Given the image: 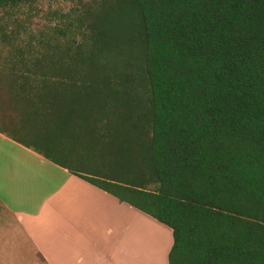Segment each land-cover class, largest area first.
<instances>
[{
    "label": "trees",
    "instance_id": "trees-1",
    "mask_svg": "<svg viewBox=\"0 0 264 264\" xmlns=\"http://www.w3.org/2000/svg\"><path fill=\"white\" fill-rule=\"evenodd\" d=\"M84 9L1 79L35 150L166 225V264H264V0Z\"/></svg>",
    "mask_w": 264,
    "mask_h": 264
},
{
    "label": "crops",
    "instance_id": "crops-1",
    "mask_svg": "<svg viewBox=\"0 0 264 264\" xmlns=\"http://www.w3.org/2000/svg\"><path fill=\"white\" fill-rule=\"evenodd\" d=\"M8 95L1 90L0 264H166L170 229L40 155L37 104Z\"/></svg>",
    "mask_w": 264,
    "mask_h": 264
},
{
    "label": "rangeland",
    "instance_id": "rangeland-1",
    "mask_svg": "<svg viewBox=\"0 0 264 264\" xmlns=\"http://www.w3.org/2000/svg\"><path fill=\"white\" fill-rule=\"evenodd\" d=\"M93 0H33L13 6L0 7V92L9 63L16 60L17 50L33 48L69 38L78 17ZM56 38V39H55ZM77 37H75L76 39ZM55 39V40H54ZM1 114V111H0Z\"/></svg>",
    "mask_w": 264,
    "mask_h": 264
}]
</instances>
